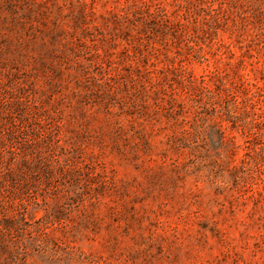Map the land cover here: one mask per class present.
<instances>
[{
	"label": "rangeland",
	"instance_id": "rangeland-1",
	"mask_svg": "<svg viewBox=\"0 0 264 264\" xmlns=\"http://www.w3.org/2000/svg\"><path fill=\"white\" fill-rule=\"evenodd\" d=\"M0 264H264V0H0Z\"/></svg>",
	"mask_w": 264,
	"mask_h": 264
}]
</instances>
